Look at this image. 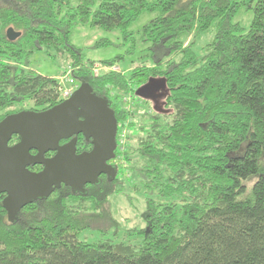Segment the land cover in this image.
Here are the masks:
<instances>
[{
	"label": "trees",
	"instance_id": "trees-1",
	"mask_svg": "<svg viewBox=\"0 0 264 264\" xmlns=\"http://www.w3.org/2000/svg\"><path fill=\"white\" fill-rule=\"evenodd\" d=\"M242 9L253 12L247 30L235 20ZM144 13L154 16L133 30ZM78 25L119 30L123 44L132 43L127 51L146 46L153 65L142 60L129 75H95L93 60L72 42ZM213 27V41L196 53ZM9 28L20 36L10 40ZM38 51L70 59L72 76L110 101L117 143L130 115L121 96H134L149 79H164L173 111L147 113L140 128L143 163L132 169L146 206L143 227L126 229L123 240L104 227L105 220L117 223L108 199L122 181L116 164L113 181L87 185L86 195L62 185L25 206L14 223L0 196V264H264V0H0V121L24 110H6L16 104L32 101L41 111L63 101L59 81L31 69ZM80 139L77 152L91 150ZM119 156L131 160L117 148L114 160ZM92 228L100 230L97 241L79 239Z\"/></svg>",
	"mask_w": 264,
	"mask_h": 264
},
{
	"label": "water",
	"instance_id": "water-1",
	"mask_svg": "<svg viewBox=\"0 0 264 264\" xmlns=\"http://www.w3.org/2000/svg\"><path fill=\"white\" fill-rule=\"evenodd\" d=\"M7 30L10 40L20 36ZM165 90V81L154 78L136 94L153 99L156 91ZM157 109V107H156ZM118 122L110 101L96 95L81 82L74 93L61 103L41 111L23 110L0 121V196L8 220L14 223L27 205L48 198L62 185L74 194L86 195L88 184H98L106 175L113 181L117 165L110 164L117 149ZM91 141L89 151L77 152V135ZM19 141L11 144L13 136ZM69 142L60 145L62 140ZM32 151H35L33 153ZM49 152H55L48 157ZM42 166L39 171L30 167Z\"/></svg>",
	"mask_w": 264,
	"mask_h": 264
},
{
	"label": "rangeland",
	"instance_id": "rangeland-1",
	"mask_svg": "<svg viewBox=\"0 0 264 264\" xmlns=\"http://www.w3.org/2000/svg\"><path fill=\"white\" fill-rule=\"evenodd\" d=\"M153 16L154 15L151 13H144L139 20L132 25V29H140ZM252 18V10L246 11L242 9L239 11L235 20L247 30L251 24ZM214 34L215 29L213 27L208 33L199 38L194 47L196 53L202 55L207 45L213 41ZM193 38V35L186 37L184 39L185 44H189L193 41ZM103 39L109 40L110 44L106 46H97V43ZM72 42L76 46L82 48L87 59L93 60V73L95 75H102L111 70L121 71L129 75L130 71L138 66L142 60H147V65H153L152 60L146 58L148 55L147 50L145 51L146 46L138 43L133 53L127 51L129 47L132 46V43H126V45H124L122 33L119 30L110 32L91 25H78L74 29ZM1 58L6 62L13 63L4 59V56ZM179 58L180 56L177 55L168 57L165 60L167 61L165 65L174 61L177 62ZM105 60H116V62L111 67L105 63ZM72 64L73 62L66 57L52 58L41 51L36 52L31 58V69L34 72L57 79L62 88L76 87L77 90L81 82L72 76V71L75 68ZM20 67L22 66L20 65ZM154 79L159 82H164L163 78L157 77ZM139 88L136 89V92ZM136 92L134 96L131 92L121 96L122 107L130 113L127 122L121 126V129L125 130L127 137L125 147L121 151L122 153L125 151L128 152L131 160L127 161L123 156H120L119 160H116V164L118 163L120 165V177L122 181L118 186V192L108 198L111 213L118 224L114 222L113 219L105 220L104 223V227H108V232L112 233L117 231V233H120L121 236L119 240L124 239L126 229H134L136 226L143 227L145 225L143 220V213L146 210L145 201L142 194L134 189V185L139 181V177L135 170L132 169V167L141 166L143 163L142 156L138 152L139 141L144 136L140 128L149 121L148 118H146L147 113L170 115L173 111L172 108L167 105L166 89L156 91L157 97L155 99H153L150 94H148L146 98L136 94ZM34 105V102L26 101L22 104H16L6 110H17L21 108L24 110H32L35 107ZM6 110L2 112L4 113ZM147 125H145V127ZM18 141L19 140L16 139L12 144ZM135 148H137L136 152L134 150ZM67 203L68 207L75 205V208L80 209L91 208V203L89 201H68ZM112 225L113 227H111ZM95 226L102 227L101 224H95ZM99 235L100 230L92 228L82 232L79 235V239L93 242L99 239Z\"/></svg>",
	"mask_w": 264,
	"mask_h": 264
},
{
	"label": "built area",
	"instance_id": "built-area-1",
	"mask_svg": "<svg viewBox=\"0 0 264 264\" xmlns=\"http://www.w3.org/2000/svg\"><path fill=\"white\" fill-rule=\"evenodd\" d=\"M75 90H76V87H74V88H62L61 84H60V88H59L60 98L63 100L68 99L74 93ZM126 139H127L126 132L124 129H121L119 132V140L117 143V148H120V150L124 149L125 144H126ZM119 158H120V156L117 158V160H119ZM114 162L116 163V160Z\"/></svg>",
	"mask_w": 264,
	"mask_h": 264
},
{
	"label": "flooded vegetation",
	"instance_id": "flooded-vegetation-1",
	"mask_svg": "<svg viewBox=\"0 0 264 264\" xmlns=\"http://www.w3.org/2000/svg\"><path fill=\"white\" fill-rule=\"evenodd\" d=\"M81 135V134H80ZM80 135H77V143L81 140L80 139ZM82 136V135H81ZM70 141V139H67V140H62L61 142H60V145H63V144H65V143H67V142H69ZM91 142V141H90ZM77 147H78V145H77ZM77 150H78V148H77ZM33 153H35V151H32ZM55 155V152H49L48 154H47V156L48 157H51V156H54ZM115 160L113 159L112 161H110V164H112V165H116V163L114 162ZM30 168H32V167H30ZM101 180L102 179H106V180H108V178H107V176L106 175H102L101 177ZM109 181V180H108ZM101 183V181L98 183V184H100ZM89 185V184H88ZM91 185V184H90ZM3 198L6 196V194H3V195H1ZM3 198H2V200H3Z\"/></svg>",
	"mask_w": 264,
	"mask_h": 264
}]
</instances>
